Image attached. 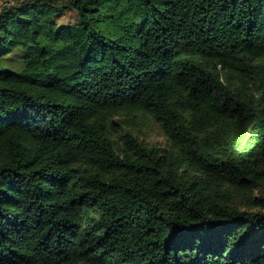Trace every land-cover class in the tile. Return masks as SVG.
<instances>
[{"label":"trees","instance_id":"obj_1","mask_svg":"<svg viewBox=\"0 0 264 264\" xmlns=\"http://www.w3.org/2000/svg\"><path fill=\"white\" fill-rule=\"evenodd\" d=\"M0 264H264V0L0 5Z\"/></svg>","mask_w":264,"mask_h":264},{"label":"rangeland","instance_id":"obj_2","mask_svg":"<svg viewBox=\"0 0 264 264\" xmlns=\"http://www.w3.org/2000/svg\"><path fill=\"white\" fill-rule=\"evenodd\" d=\"M12 1L13 0H0V5ZM74 17H75V13L68 10L63 15L59 16L58 19L62 22L68 23L72 21ZM141 137L144 138L145 141L151 144H156L159 146L165 145V138L160 134V132L157 129L145 131L144 134H141Z\"/></svg>","mask_w":264,"mask_h":264}]
</instances>
